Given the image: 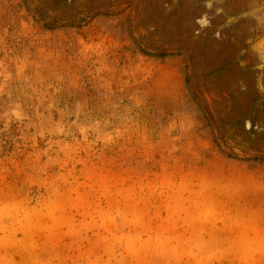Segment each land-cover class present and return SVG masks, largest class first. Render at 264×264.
I'll return each mask as SVG.
<instances>
[{"label": "rangeland", "instance_id": "1", "mask_svg": "<svg viewBox=\"0 0 264 264\" xmlns=\"http://www.w3.org/2000/svg\"><path fill=\"white\" fill-rule=\"evenodd\" d=\"M0 264H264V0H0Z\"/></svg>", "mask_w": 264, "mask_h": 264}, {"label": "trees", "instance_id": "2", "mask_svg": "<svg viewBox=\"0 0 264 264\" xmlns=\"http://www.w3.org/2000/svg\"><path fill=\"white\" fill-rule=\"evenodd\" d=\"M95 15H98V13H96ZM103 15H107L106 13H103ZM45 26H47V27H49V24H46ZM69 26H73V24H69ZM143 53H146V54H148L145 50H141ZM167 54L166 53H159V54H156L155 56H157V57H164V56H166ZM211 73V72H210ZM209 73V74H210ZM241 122V120H238L237 121V123H240ZM252 130H253V127L251 128Z\"/></svg>", "mask_w": 264, "mask_h": 264}]
</instances>
